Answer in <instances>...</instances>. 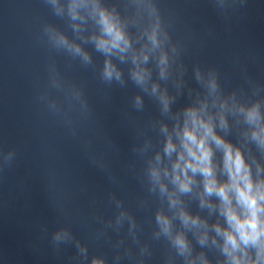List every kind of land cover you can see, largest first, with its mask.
<instances>
[{"label": "clouds", "instance_id": "clouds-1", "mask_svg": "<svg viewBox=\"0 0 264 264\" xmlns=\"http://www.w3.org/2000/svg\"><path fill=\"white\" fill-rule=\"evenodd\" d=\"M42 3L64 27L48 20L39 25L37 42L48 56L45 82L35 90L38 109L73 140L96 121L85 86L65 77L54 54H62L68 68L77 63L97 71L107 89H127L129 84L137 89L124 117L134 128L131 155L142 162L136 179L146 195L136 206L152 213L150 235L143 239V224L111 191L106 205L113 215L93 212L96 227L89 231L91 240L109 245L111 258L91 254L89 244L67 223L51 231L53 253L74 248L71 264H149L153 246L163 243L162 264H264V81L237 55L232 63L240 70V85L229 89L216 66L195 63L191 86L185 57L195 36L176 35V17L162 8V0ZM208 3L230 28L248 0ZM213 33L209 28L208 35ZM94 54L103 57L99 65ZM145 97L158 116L138 125ZM182 97L187 102L179 106ZM104 100L110 102L111 96L105 93ZM92 144L91 139L84 142L92 162L109 183L119 185L109 165L92 152ZM16 158L15 148L0 147V171ZM89 206L95 209L96 201ZM59 212L66 215L62 205ZM80 223L88 226L89 217L82 215ZM41 231L47 234L48 228Z\"/></svg>", "mask_w": 264, "mask_h": 264}, {"label": "water", "instance_id": "water-1", "mask_svg": "<svg viewBox=\"0 0 264 264\" xmlns=\"http://www.w3.org/2000/svg\"><path fill=\"white\" fill-rule=\"evenodd\" d=\"M237 55L255 78L264 81V0H248L234 16L229 89L242 83L240 70L232 63Z\"/></svg>", "mask_w": 264, "mask_h": 264}]
</instances>
